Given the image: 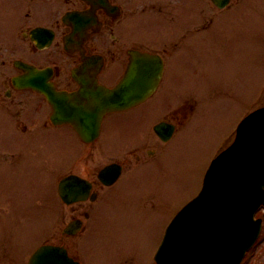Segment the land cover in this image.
<instances>
[{
  "label": "rangeland",
  "instance_id": "1",
  "mask_svg": "<svg viewBox=\"0 0 264 264\" xmlns=\"http://www.w3.org/2000/svg\"><path fill=\"white\" fill-rule=\"evenodd\" d=\"M5 2L0 0V18H4L1 12L5 9L14 8L12 2ZM240 5L242 9L200 18L209 22L200 30L192 29L190 18L182 19V28L174 18L165 26L152 19L148 21L151 27L137 29L135 35L145 43L150 40L149 46L179 43V48L168 55L164 85L153 97L137 108L107 116L97 147L108 152L136 142L185 96L194 95L199 102L175 138L177 154L169 151L167 159H156L143 169L151 168L146 173L123 178L111 188L114 193H102L99 201L91 204L95 208L91 227L95 226L83 239L81 235L67 237L76 241L86 264H153L166 226L201 189L221 143L250 106L264 104V97H258L264 93V0ZM202 11L200 8L201 17ZM120 72L118 69L113 77L104 75L101 80L113 84ZM38 101L43 117L38 118L35 140L10 129L0 133L10 153L7 166H0V264H6V253L8 264H25L36 247L61 235L55 223H50L51 214L60 215L63 206L55 180L60 170L71 168L86 144L66 123L44 124L46 104ZM166 152L164 149L163 154ZM90 158L93 166L107 160H96L94 153ZM137 166H129L126 173ZM63 208L62 218L56 217L59 227L71 212L70 206Z\"/></svg>",
  "mask_w": 264,
  "mask_h": 264
},
{
  "label": "flooded vegetation",
  "instance_id": "2",
  "mask_svg": "<svg viewBox=\"0 0 264 264\" xmlns=\"http://www.w3.org/2000/svg\"><path fill=\"white\" fill-rule=\"evenodd\" d=\"M2 1L12 2L14 8L10 11L5 9L1 12L4 18H0V130L9 127L27 134H35L37 129L42 104L36 103V99L41 98V95L14 83V77L23 73L18 67V60L35 59L37 66H52L51 80L55 86L73 90L77 86L71 76V68L78 65L83 56L109 55L113 61L123 62V55H127V49L131 46L169 55L172 50L179 48V43H175V46H149L150 40L145 43L135 35L137 29L143 25L151 27L148 21L152 19L163 22L165 26L174 18H178L179 28H182V19L190 18V26L197 30L198 18L203 17L200 14L201 0ZM63 18H67V21H63ZM39 26L54 33V41L47 50L48 59L42 58V49L36 46L30 36V31ZM177 33L180 34V31ZM68 38L74 40V45L68 44L72 52L65 50V40ZM178 108L159 119L169 120L177 126ZM162 146L163 142L153 136L144 139L139 149L129 144L125 154L119 158L123 169L131 164L147 165L152 156L155 155L154 159L158 157L155 149L161 150ZM98 172L96 169L86 174L94 187L101 185L97 178ZM258 216L264 222V208L258 211ZM243 260L242 264H264V227L255 248Z\"/></svg>",
  "mask_w": 264,
  "mask_h": 264
},
{
  "label": "water",
  "instance_id": "3",
  "mask_svg": "<svg viewBox=\"0 0 264 264\" xmlns=\"http://www.w3.org/2000/svg\"><path fill=\"white\" fill-rule=\"evenodd\" d=\"M156 77L157 69L151 64H132L115 88L98 86L91 88L90 92L84 91L74 101L73 107H70L67 94L51 93L53 90L50 88L46 94L55 106L54 121L73 122L87 141L97 136L99 121L105 112L127 109L140 102L149 94ZM236 136L232 146L214 160L205 178L202 194L188 205L193 215L199 212L201 206L208 209H204L201 215L207 217L204 223L199 222L203 226L193 223L197 225L189 227L187 231L191 235L186 236L191 243L177 245L174 240L183 235L179 232V222H173L158 256L161 264L165 250L171 258L164 264H183V260L178 261L183 256L192 264L194 259H206L208 264H237L256 238L260 225L252 217L264 197V108L245 118ZM59 186L61 196L68 200L69 191L74 190L76 183L65 179ZM78 187L75 190L81 191ZM224 212L229 214L228 218L222 217ZM209 241L216 243L211 245ZM29 264L74 263L63 248L44 245L33 254Z\"/></svg>",
  "mask_w": 264,
  "mask_h": 264
}]
</instances>
